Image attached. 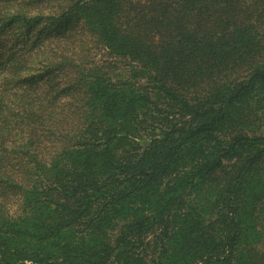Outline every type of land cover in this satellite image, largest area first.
Returning a JSON list of instances; mask_svg holds the SVG:
<instances>
[{
  "label": "trees",
  "instance_id": "trees-1",
  "mask_svg": "<svg viewBox=\"0 0 264 264\" xmlns=\"http://www.w3.org/2000/svg\"><path fill=\"white\" fill-rule=\"evenodd\" d=\"M0 264H264V0H0Z\"/></svg>",
  "mask_w": 264,
  "mask_h": 264
}]
</instances>
